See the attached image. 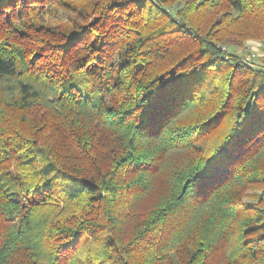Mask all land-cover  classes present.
Listing matches in <instances>:
<instances>
[{"label": "trees", "instance_id": "1", "mask_svg": "<svg viewBox=\"0 0 264 264\" xmlns=\"http://www.w3.org/2000/svg\"><path fill=\"white\" fill-rule=\"evenodd\" d=\"M248 40L264 0H0V264H264Z\"/></svg>", "mask_w": 264, "mask_h": 264}, {"label": "rangeland", "instance_id": "2", "mask_svg": "<svg viewBox=\"0 0 264 264\" xmlns=\"http://www.w3.org/2000/svg\"><path fill=\"white\" fill-rule=\"evenodd\" d=\"M255 40H248L244 47L242 49H238V52L241 54H247L248 52H250V47L256 46V52H257V56L253 59V61L257 62V63H261L263 61V57H264V45L259 42L258 44L256 42H254ZM231 49V47H230ZM249 200V199H247Z\"/></svg>", "mask_w": 264, "mask_h": 264}, {"label": "built area", "instance_id": "3", "mask_svg": "<svg viewBox=\"0 0 264 264\" xmlns=\"http://www.w3.org/2000/svg\"><path fill=\"white\" fill-rule=\"evenodd\" d=\"M254 42H256L257 44L259 43L258 41H254ZM250 50L251 51L244 56V60L246 62H252L254 57H256L257 55L256 46L250 47Z\"/></svg>", "mask_w": 264, "mask_h": 264}]
</instances>
